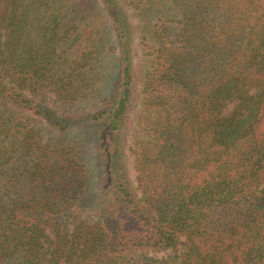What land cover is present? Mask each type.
<instances>
[{
  "label": "trees",
  "instance_id": "obj_1",
  "mask_svg": "<svg viewBox=\"0 0 264 264\" xmlns=\"http://www.w3.org/2000/svg\"><path fill=\"white\" fill-rule=\"evenodd\" d=\"M123 7L148 15L138 88ZM106 29L97 109L50 108L95 91ZM42 122L82 127L94 170ZM262 263L264 0H0V264Z\"/></svg>",
  "mask_w": 264,
  "mask_h": 264
},
{
  "label": "rangeland",
  "instance_id": "obj_2",
  "mask_svg": "<svg viewBox=\"0 0 264 264\" xmlns=\"http://www.w3.org/2000/svg\"><path fill=\"white\" fill-rule=\"evenodd\" d=\"M127 14L129 15V20L131 22V28H132V35H131V68L132 72L135 77V82H134V87L138 88L140 84V77H139V71L140 69L143 68L145 57L142 56L141 53V45H140V35L142 34L140 25L143 23V20L146 15H139L135 14L137 12L132 11L131 9H128L126 7H123ZM148 16V15H147ZM146 16V17H147ZM105 28L107 26V23L104 24ZM103 27V25H102ZM106 35L103 36V42L101 44L100 52L98 53L97 57L92 60L93 63V69L92 71H86V77L88 79H91L94 75L98 76V78L95 80L93 84V88L95 89L94 92L87 90L89 95L88 97H85L81 100L76 105H71V106H66L62 104L60 101H57L53 98V96L46 97L45 98V104L48 105L50 108L55 109L58 113H79V112H92L95 109H97L98 104H96L99 101V98L103 96L104 94H107L109 91V86L111 82L113 81V78L115 76L116 70H117V64H116V59H115V53L111 50H107L105 47L106 44L110 43L113 45V39H112V32L109 29L105 30ZM90 72V73H89ZM89 73V74H88ZM136 108H133L129 112V124L130 127L131 125L134 124V114H135ZM39 126L42 129V132L46 136H52V137H58L62 139H67V138H76L80 143H81V159L82 161H86L88 167L90 170L93 169L94 165V159H93V149L92 145L89 141H87L85 137V131L81 128H73L71 131L67 133H61L56 136V131L49 125L45 123H40ZM132 132L131 128L128 130L126 136V143L124 145V154H123V167L125 171V175L129 181V187L130 189L135 188L136 182L134 179V171L132 168L133 162H132V155L130 152L127 150V147L130 145V140L128 139L129 134ZM60 135V136H59ZM90 176V182L92 184L93 178L92 175ZM170 252V249L167 250H160V251H150V254L156 256V257H162L165 256ZM264 264V263H262Z\"/></svg>",
  "mask_w": 264,
  "mask_h": 264
}]
</instances>
